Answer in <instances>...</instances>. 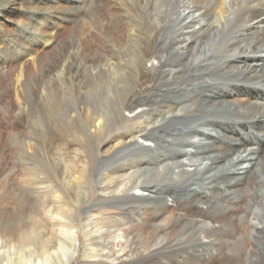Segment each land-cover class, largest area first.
<instances>
[{"label": "bare ground", "instance_id": "bare-ground-1", "mask_svg": "<svg viewBox=\"0 0 264 264\" xmlns=\"http://www.w3.org/2000/svg\"><path fill=\"white\" fill-rule=\"evenodd\" d=\"M92 1L0 0V64L23 109V73L40 76L46 125L24 140L29 154L78 144V181L102 186L85 191L89 211L119 217L90 224L116 249L87 235L81 264H264V0H104L102 19H79ZM73 11L76 30L94 32L60 41ZM54 76L64 88L51 92ZM176 183L190 195L175 197ZM64 206L27 227L0 218V264H73L81 243Z\"/></svg>", "mask_w": 264, "mask_h": 264}, {"label": "rangeland", "instance_id": "rangeland-1", "mask_svg": "<svg viewBox=\"0 0 264 264\" xmlns=\"http://www.w3.org/2000/svg\"><path fill=\"white\" fill-rule=\"evenodd\" d=\"M110 4V2H104V0H93L85 8L81 9L79 19H83L84 17L91 19L93 14L97 18L99 17L98 19H102L100 17L101 14L105 13L106 7L110 6ZM71 9L73 7L66 1L61 3L59 7V10H67L66 12L68 13L72 11ZM74 15L73 11V15L69 19L61 21L60 25H63H61L62 27L59 25V30L61 29L60 36H65L67 39L61 38L60 41L63 39V41L66 40L68 42V36L72 35V33L80 32L79 35L83 38L84 35L86 36L94 32V22H91V26H83L81 22L80 30L77 31L75 24L78 19ZM6 29L11 33L16 31L14 24L6 25ZM1 45L2 43H0ZM57 50V44L50 46L47 51L48 56L52 57ZM6 51H9V48ZM5 73V69L0 64V188L2 187L1 189H3H0V199L3 198L0 202L4 201L3 204L2 202L0 203V218H2V223L5 224L11 217L20 216L22 218L19 220L20 225L27 227L37 222L33 220L35 217L48 214L47 210L51 209L54 204L71 207L73 211H66V220L63 219L62 221L73 228L75 237L79 238V240L76 239V242L81 243V250L73 261V264H81V261L84 259V245L87 235L95 237L93 244L96 246L99 243L109 245L110 247L114 246V239L111 237L105 238L104 235H101V229L99 228L110 220L114 223L119 217L117 215H107L103 209L99 208L93 210V212L89 211V199H85V191H88L89 188L93 191L94 189L98 191L102 186H99L95 180L89 184H83L78 181L83 173V169L87 168V158L78 144L70 141L68 138L67 140H57L50 146V144H45L36 139L39 151L33 156L29 154L24 140L31 135L39 137L38 124L42 126L46 125L42 110V91H40L39 87L40 76L31 65H28L23 73L28 84L26 92L23 95L26 109H23L13 92L12 80L7 78V73ZM65 86L66 88H70L71 84L67 81L65 82ZM61 88L64 87L57 80L53 81L50 87L51 92ZM105 149H100L98 152L99 159L103 160L104 157L113 154V151L109 150V148ZM33 165H36L37 168L34 173L31 172ZM94 169L95 166L91 167V170L89 169L91 174L94 173ZM222 172L223 169H220L217 173ZM35 174H40V177L43 179L39 185L33 184V181L30 180V175L33 176ZM223 175L225 173L218 176L219 180ZM172 185L174 184L167 186L171 188L174 196L178 199L186 198L191 193L184 183ZM77 195L81 196L78 197ZM55 197H58L57 201ZM87 213L90 214L88 215ZM131 216L134 221L138 220L137 212L131 213ZM43 223L50 224L46 222V219ZM91 223L97 224L99 228L96 226L90 229ZM106 250L104 252H107ZM116 264L124 263L117 262Z\"/></svg>", "mask_w": 264, "mask_h": 264}]
</instances>
